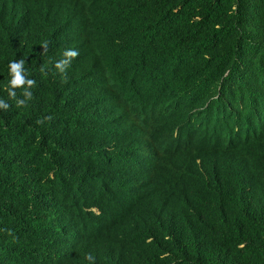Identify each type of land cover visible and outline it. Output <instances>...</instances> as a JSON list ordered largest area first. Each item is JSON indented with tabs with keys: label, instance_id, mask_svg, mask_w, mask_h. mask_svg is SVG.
Returning <instances> with one entry per match:
<instances>
[{
	"label": "trees",
	"instance_id": "1",
	"mask_svg": "<svg viewBox=\"0 0 264 264\" xmlns=\"http://www.w3.org/2000/svg\"><path fill=\"white\" fill-rule=\"evenodd\" d=\"M0 98V264H264V0H0Z\"/></svg>",
	"mask_w": 264,
	"mask_h": 264
},
{
	"label": "clouds",
	"instance_id": "2",
	"mask_svg": "<svg viewBox=\"0 0 264 264\" xmlns=\"http://www.w3.org/2000/svg\"><path fill=\"white\" fill-rule=\"evenodd\" d=\"M46 48V44H45ZM78 55L76 50L71 48L65 49L63 52V58L57 60L54 63L55 69L64 74L65 67L69 64L68 58H75ZM25 60L23 58L19 60H10L8 62V83H7V97L8 98H16L17 89L22 90V95L24 97L23 100L17 99L16 103L18 106L24 105L26 101L31 98L30 88L34 84V80L28 78L27 69L24 67ZM9 108V104L6 102L4 98H0V109L7 110ZM42 121H37V123H41ZM88 259H92L91 256Z\"/></svg>",
	"mask_w": 264,
	"mask_h": 264
}]
</instances>
